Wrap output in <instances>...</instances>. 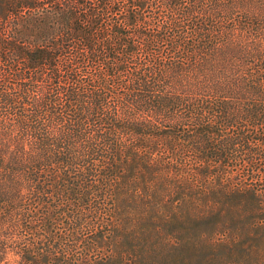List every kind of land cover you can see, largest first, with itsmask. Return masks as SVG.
<instances>
[{"label":"trees","instance_id":"1","mask_svg":"<svg viewBox=\"0 0 264 264\" xmlns=\"http://www.w3.org/2000/svg\"><path fill=\"white\" fill-rule=\"evenodd\" d=\"M203 236L264 264V0H0V264Z\"/></svg>","mask_w":264,"mask_h":264},{"label":"rangeland","instance_id":"2","mask_svg":"<svg viewBox=\"0 0 264 264\" xmlns=\"http://www.w3.org/2000/svg\"><path fill=\"white\" fill-rule=\"evenodd\" d=\"M190 225V230H192L193 228L198 229L196 231L201 230L202 227H204L203 229H205L206 227L205 221L204 223H198L197 226H194L191 223ZM209 227L211 229V226ZM206 229L209 228L207 227ZM175 235L177 234L173 233V235L171 236L176 238ZM218 238L219 237H212V240L211 236H203L202 238H197V241L201 240V242H203L202 249H195L192 247V249H189L188 251L185 249L176 250L174 253H170V256L168 257H166L165 252H161L159 253L160 255H158V251L155 252V255H151L149 259H147L144 255H139L137 257L138 262L134 264H254L251 255L247 252L224 253L221 249H219L217 252L216 249H214V252L209 246H207V242L211 244L213 243V241L218 240ZM205 240H207V242ZM79 246L81 245L79 244ZM119 254L123 257V259L127 257V255L123 252H119ZM171 257H173V259L171 260L172 262H167L169 259H171ZM9 258L14 261H18L21 259V256L17 255L15 251V253L11 252L9 254Z\"/></svg>","mask_w":264,"mask_h":264}]
</instances>
